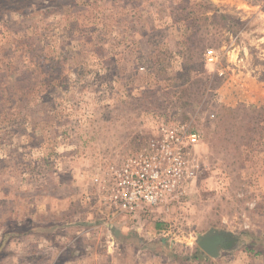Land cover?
Instances as JSON below:
<instances>
[{"label": "rangeland", "instance_id": "obj_1", "mask_svg": "<svg viewBox=\"0 0 264 264\" xmlns=\"http://www.w3.org/2000/svg\"><path fill=\"white\" fill-rule=\"evenodd\" d=\"M52 1L0 14V264H264V8ZM162 128L198 136L192 184L131 214L102 201L94 179ZM211 229L233 243L214 258Z\"/></svg>", "mask_w": 264, "mask_h": 264}, {"label": "built area", "instance_id": "obj_2", "mask_svg": "<svg viewBox=\"0 0 264 264\" xmlns=\"http://www.w3.org/2000/svg\"><path fill=\"white\" fill-rule=\"evenodd\" d=\"M255 1L264 8V0ZM206 56L208 61H216L213 50H208ZM197 144L196 134L162 128L159 137L150 138L121 166L113 168L108 179H94L105 190L101 200L130 214L166 204L196 179Z\"/></svg>", "mask_w": 264, "mask_h": 264}, {"label": "trees", "instance_id": "obj_3", "mask_svg": "<svg viewBox=\"0 0 264 264\" xmlns=\"http://www.w3.org/2000/svg\"><path fill=\"white\" fill-rule=\"evenodd\" d=\"M56 1L57 0H53L52 2L56 3ZM28 2H29V0H0V14L3 15L5 12H8V11H20L21 7H23L24 4H25V6L28 5ZM15 5H17L18 8H14ZM153 226H154L153 228L156 231H161V230H163L164 225L159 224V223H154ZM58 227L59 226L50 227V226L45 225L43 227L37 228L36 231L52 232L53 230L57 229ZM12 236H13V232L10 228L5 230L2 233V236H1L2 240L0 242V252L3 250L6 242ZM196 257H198V256H196Z\"/></svg>", "mask_w": 264, "mask_h": 264}, {"label": "water", "instance_id": "obj_4", "mask_svg": "<svg viewBox=\"0 0 264 264\" xmlns=\"http://www.w3.org/2000/svg\"><path fill=\"white\" fill-rule=\"evenodd\" d=\"M226 235L224 231L211 229L203 236H200L197 244L201 250L214 258L219 254V246L223 244V236Z\"/></svg>", "mask_w": 264, "mask_h": 264}, {"label": "flooded vegetation", "instance_id": "obj_5", "mask_svg": "<svg viewBox=\"0 0 264 264\" xmlns=\"http://www.w3.org/2000/svg\"><path fill=\"white\" fill-rule=\"evenodd\" d=\"M223 244L220 245V248H229L233 243H231V240H229L227 237H223Z\"/></svg>", "mask_w": 264, "mask_h": 264}]
</instances>
